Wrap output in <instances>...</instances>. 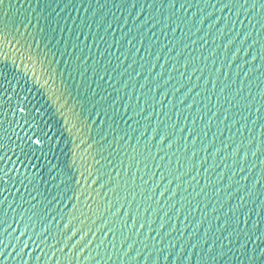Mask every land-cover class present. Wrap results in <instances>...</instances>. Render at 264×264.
Wrapping results in <instances>:
<instances>
[{
  "label": "water",
  "instance_id": "obj_1",
  "mask_svg": "<svg viewBox=\"0 0 264 264\" xmlns=\"http://www.w3.org/2000/svg\"><path fill=\"white\" fill-rule=\"evenodd\" d=\"M262 3L4 0L72 96L0 95V264H248L224 222L264 226Z\"/></svg>",
  "mask_w": 264,
  "mask_h": 264
},
{
  "label": "snow or ice",
  "instance_id": "obj_2",
  "mask_svg": "<svg viewBox=\"0 0 264 264\" xmlns=\"http://www.w3.org/2000/svg\"><path fill=\"white\" fill-rule=\"evenodd\" d=\"M3 4L4 0H0V5ZM175 4L176 0H169L167 7L173 8ZM245 4H247V0H245ZM11 6L12 5L9 4V7ZM260 6L261 8H264V3ZM183 7L184 5H181V8ZM224 7H228V5L226 4ZM241 7L244 6L241 5ZM251 7L255 8L256 4L253 3ZM245 11H247L246 8ZM28 23H31V20H28ZM21 24H23V22H21ZM37 24H39V20H37ZM24 26L27 27V24H24ZM13 28H15V31L12 30ZM42 31L43 29H40L39 32L30 33L31 39H28L24 33L19 31V25L13 24L9 26L6 24L3 29H0V36L4 37L3 43L10 44L12 40L16 41V44L13 45L15 50H9L10 54L6 51L4 53L5 59L0 61V89H3V92H0V95L7 98L10 95L9 89H13V91L15 88L23 89L31 83V86L37 89L40 96L45 97L53 105L58 104L59 107L57 108V111H59L60 108H67L66 95L71 97L72 93L68 87H64L62 90L61 87L56 86V75L60 69H53V64L56 63V61L49 59L51 49L48 48L47 43L45 44V48L47 50H37L33 48V42L39 45L42 41H51V36H48L47 34H39ZM51 55L52 57L55 56V52H51ZM61 55H63V53H61ZM76 59L80 64H84L83 70L79 69V65L76 69L80 76L83 77L84 73L88 72V66L85 64V60H87L88 57L85 56L83 59H80L78 56ZM9 60H11V66L9 65ZM17 61H19V63ZM69 75L71 78H74V73L72 71L69 72ZM13 81H15V84H13ZM21 81H23V83H21ZM63 83L65 82L62 81V84ZM81 83H84L83 79ZM28 90L31 91V87H29ZM77 95H80L79 91L77 92ZM92 95L94 97L95 93H92ZM101 99H103V97ZM9 103H11L10 100ZM92 103V112H95L97 117H103V119H101L102 122H106L108 119H111L108 111L103 105L94 101ZM112 104L113 106L115 105L114 100L112 101ZM83 110L84 109L82 108L81 112H83ZM116 112L117 111H113V115H115ZM61 114L63 115V113ZM88 118L91 119V112L89 113ZM252 154L255 155L254 152ZM90 175L91 174L89 173V176ZM69 199H71V197H69ZM261 207H264V205ZM229 211L237 212L238 209H230ZM243 215L246 217L248 212H244ZM240 223L241 221L238 215L230 222L226 220L224 225L225 227L230 228L227 232V236L232 239H240L242 236L246 237L239 247L242 254L246 257L248 264H264V259H261L264 257V226L257 227V224H259V221H257V224L251 225V230L249 231L247 228H240ZM249 242H251L254 246L246 248L245 245ZM225 255L226 253L221 249L215 256H212L210 260L206 261L205 264H216V261ZM186 261H188L187 257L185 258V262ZM153 264H155V262H153ZM226 264H240V261L228 260Z\"/></svg>",
  "mask_w": 264,
  "mask_h": 264
}]
</instances>
